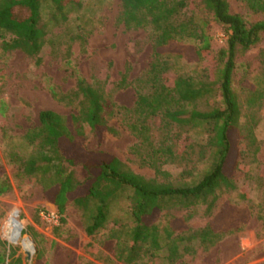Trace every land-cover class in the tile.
<instances>
[{
	"label": "trees",
	"instance_id": "obj_1",
	"mask_svg": "<svg viewBox=\"0 0 264 264\" xmlns=\"http://www.w3.org/2000/svg\"><path fill=\"white\" fill-rule=\"evenodd\" d=\"M43 1L0 0L2 53L20 50L36 64L41 62L43 50L53 44L54 35H49L42 21ZM47 1L57 10L68 5L79 8L82 3V0ZM245 2L248 9L261 15L260 19L249 21L232 12L228 0H202L204 9L226 35L225 47L212 55L208 21L195 16L189 0H120L118 22L126 29L145 30L153 54L146 77L134 84L135 119L129 128L147 148L144 160L155 169L156 175L166 174L161 167L169 162L185 161L195 166L210 148L214 155L212 164L196 180L176 184L145 177L114 155L84 150L82 144L88 134L113 130L107 124L106 114H113L116 104L104 89L105 81L88 82L80 75H76L73 89L67 92L56 91L54 86L49 88L58 100L75 104L77 111L63 115L50 109L41 110L38 125L22 135L26 151L13 149L6 155L16 174L38 179L47 200L56 206L60 216L71 202L81 217L88 219L85 225L88 235L107 228L108 237L115 240L114 257L122 264H175L196 247L208 250L229 234L215 222L193 228L186 225L187 217L176 218L169 210L195 206L203 215H210L219 194L236 188L229 165L232 168L239 165L232 158L237 138L246 142L243 154L250 151L254 156L259 151V141L254 135L256 118L250 114L248 121L242 123L241 116L244 105L250 108L263 98L264 87L248 90L249 95L242 101L234 75L237 55L258 44L264 33V0ZM85 32L77 25L71 38L83 51L87 45ZM182 46L191 47L199 59L210 57L211 68L195 75L175 73L165 57L184 55L186 49L180 50ZM178 47L180 51L176 50ZM261 59L264 77V52ZM127 76L126 69L117 89L128 86ZM200 101L205 102V108L199 107ZM7 108L0 99L1 116L6 115ZM155 116H159L166 129V135L159 141L154 140L148 123ZM172 125L202 128L206 143L196 145L195 149L188 142L180 149L187 136L177 132L178 139L171 137ZM76 165L86 170L83 180L72 169ZM11 187L0 167V195ZM123 194L127 200L125 218L107 227L111 206ZM162 211L165 213L160 219ZM257 218L264 229V215L258 214ZM36 235L33 231L32 236ZM41 251L38 247L34 264H48L40 262ZM13 255L7 253L5 242L0 241V264H20V257ZM6 258L11 260L6 263Z\"/></svg>",
	"mask_w": 264,
	"mask_h": 264
},
{
	"label": "rangeland",
	"instance_id": "obj_2",
	"mask_svg": "<svg viewBox=\"0 0 264 264\" xmlns=\"http://www.w3.org/2000/svg\"><path fill=\"white\" fill-rule=\"evenodd\" d=\"M189 1L195 16L208 21L211 54L217 55L225 47L224 31L204 9L202 0ZM228 2L232 12L240 13L249 21L261 18V15L248 9L245 0ZM120 10V0H82L79 8L68 5L61 10L44 0L41 6L42 21L49 35H54L53 44H48L43 50L41 62L36 64L34 59L20 50L9 53L0 50V99L8 106L6 115H0V167L12 185L8 192L0 195V241L5 242L7 253L13 252L14 257H20V264H34L38 247L42 250L41 263L122 264L114 257L115 240L108 237L107 228L88 235L85 231L88 219L82 218L71 202L67 204L64 215L60 216L56 206L47 200L38 179L16 174L15 166L7 159L6 155L13 149L26 151L22 135L28 128L38 125V113L41 110L50 109L63 115L77 111L75 104L54 97L50 87L67 92L73 89L76 75L88 82L94 79L105 81L104 89L116 104L114 113L106 114L107 124L113 130L104 129L88 134L82 147L86 151L101 150L114 155L138 174L181 184L196 180L209 169L214 159L208 148L203 160L195 166L185 161L164 164L161 167L166 173L164 175H156L155 169L144 160L147 148L140 144L129 124L135 119L132 111L136 100L135 81L146 77L153 54L145 30L126 29L118 22ZM77 25L86 31L87 45L84 51L77 41L71 40ZM182 49H186L184 55L171 54L165 57H168L175 73L195 75L204 68H211L210 57L199 59L192 53L191 47L182 46ZM176 50L180 51L179 47ZM262 52L264 33L258 44L236 57L238 64L234 82L239 87L242 101L249 95L248 90L264 87ZM126 69L129 84L117 89L116 85ZM204 104V101H200L199 107L205 108ZM243 107L242 123L248 121L250 114L257 120L254 135L260 147L254 156L250 151L243 154L246 142L241 137L237 138L238 143L234 147L236 153H233L232 158H236L239 165L234 168L229 165L236 188L219 194L210 215H203L202 210L195 206L169 210L176 218L187 217L186 225L193 228L215 222L227 229L229 234L225 237L229 239L223 244L226 262L222 259V251L216 246L208 250L199 246L175 264L264 263V229L257 218L258 214L264 215V96L254 106ZM148 123L155 141L164 138L166 129H163L159 116ZM172 126L169 132L171 137L175 138L177 132L187 136L179 148L188 142L194 146L206 143V133L202 128ZM72 169L79 180L87 175L81 165ZM189 170L193 171L187 172ZM126 202L125 194L114 201L107 227H111L115 220L125 218ZM44 213H55L57 217L46 219L42 216ZM164 213L161 212L160 219H163ZM9 215H16L22 225L20 233L13 238H9L5 231ZM33 231L37 233L35 237L32 236ZM234 237H241L242 240L237 243ZM10 260L6 258V263Z\"/></svg>",
	"mask_w": 264,
	"mask_h": 264
},
{
	"label": "bare ground",
	"instance_id": "obj_3",
	"mask_svg": "<svg viewBox=\"0 0 264 264\" xmlns=\"http://www.w3.org/2000/svg\"><path fill=\"white\" fill-rule=\"evenodd\" d=\"M22 228L21 223L18 221L16 215H9L5 223V231L8 232L9 238H13L16 234L20 233Z\"/></svg>",
	"mask_w": 264,
	"mask_h": 264
},
{
	"label": "crops",
	"instance_id": "obj_4",
	"mask_svg": "<svg viewBox=\"0 0 264 264\" xmlns=\"http://www.w3.org/2000/svg\"><path fill=\"white\" fill-rule=\"evenodd\" d=\"M234 238L236 239V242H237V243H240V240H242L241 237H234ZM228 239H229V237H225L224 239H222L221 241H219V242L215 245L216 248H218V249H220V250L222 251V259H224V256H223V251H224V250H223V249H224L223 246H224V245H223V244H224L225 241L228 240ZM215 246H214V247H215ZM237 255H238V253L235 254L234 256H237ZM237 259H238V257L235 258V261H237ZM235 261H234V262H235ZM224 262H226L225 259H224Z\"/></svg>",
	"mask_w": 264,
	"mask_h": 264
},
{
	"label": "built area",
	"instance_id": "obj_5",
	"mask_svg": "<svg viewBox=\"0 0 264 264\" xmlns=\"http://www.w3.org/2000/svg\"><path fill=\"white\" fill-rule=\"evenodd\" d=\"M42 216L46 219H52L57 217L55 213H44Z\"/></svg>",
	"mask_w": 264,
	"mask_h": 264
},
{
	"label": "water",
	"instance_id": "obj_6",
	"mask_svg": "<svg viewBox=\"0 0 264 264\" xmlns=\"http://www.w3.org/2000/svg\"><path fill=\"white\" fill-rule=\"evenodd\" d=\"M28 252V251H27ZM29 253V252H28Z\"/></svg>",
	"mask_w": 264,
	"mask_h": 264
}]
</instances>
